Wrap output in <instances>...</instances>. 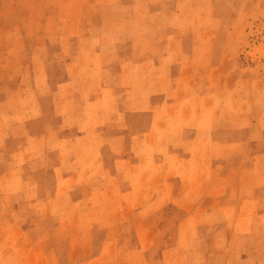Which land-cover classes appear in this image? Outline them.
Returning a JSON list of instances; mask_svg holds the SVG:
<instances>
[{
    "label": "crops",
    "instance_id": "crops-1",
    "mask_svg": "<svg viewBox=\"0 0 264 264\" xmlns=\"http://www.w3.org/2000/svg\"><path fill=\"white\" fill-rule=\"evenodd\" d=\"M225 2L93 15L0 137V264H264V82Z\"/></svg>",
    "mask_w": 264,
    "mask_h": 264
},
{
    "label": "rangeland",
    "instance_id": "rangeland-1",
    "mask_svg": "<svg viewBox=\"0 0 264 264\" xmlns=\"http://www.w3.org/2000/svg\"><path fill=\"white\" fill-rule=\"evenodd\" d=\"M225 3L235 5L225 13L235 21L227 30L237 39L239 66L244 65L246 69L254 64L250 76L258 83L264 82V78L261 80L264 71V0H226ZM117 5L118 0H0L2 139L11 129L13 120L21 121L18 116L13 118L11 111H16L18 106L22 108V100L27 108L35 97H52L57 66L61 58L70 60L76 51L86 50L85 37L94 33L90 28L93 15L101 10V16L106 17L105 8ZM8 99L14 104L9 108ZM17 147L14 145L12 149ZM1 150L5 152L4 147ZM141 259H144V253Z\"/></svg>",
    "mask_w": 264,
    "mask_h": 264
}]
</instances>
